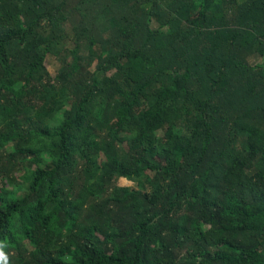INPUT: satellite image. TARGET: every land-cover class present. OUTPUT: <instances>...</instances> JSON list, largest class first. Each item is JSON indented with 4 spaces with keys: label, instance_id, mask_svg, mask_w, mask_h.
<instances>
[{
    "label": "trees",
    "instance_id": "1",
    "mask_svg": "<svg viewBox=\"0 0 264 264\" xmlns=\"http://www.w3.org/2000/svg\"><path fill=\"white\" fill-rule=\"evenodd\" d=\"M0 252L264 264V0H0Z\"/></svg>",
    "mask_w": 264,
    "mask_h": 264
},
{
    "label": "rangeland",
    "instance_id": "2",
    "mask_svg": "<svg viewBox=\"0 0 264 264\" xmlns=\"http://www.w3.org/2000/svg\"><path fill=\"white\" fill-rule=\"evenodd\" d=\"M263 60L259 59V58H256V56L253 58V61L252 63H256V62H262ZM47 65H48V68L49 70L52 72V75L53 76H56L58 74V71L61 67L60 65V62L58 61V59L53 55V54H49L48 57H47V61H46ZM97 62L95 64H93L91 67H90V70L91 71H96L97 70ZM14 149V147L11 145L8 147V149L6 151H2V154L1 156H7L8 152L12 151ZM102 160H104V157L102 158ZM23 175V171H16L15 173L12 174L13 178H17V179H21ZM16 181V179H13ZM116 183L119 185V186H126V187H130L132 190H138L140 189V187L138 186L137 183H134L130 180H128L127 178H121V179H118L116 181ZM13 185V182L11 183ZM13 187V186H11ZM23 192V191H22ZM19 194H22V193H19Z\"/></svg>",
    "mask_w": 264,
    "mask_h": 264
},
{
    "label": "clouds",
    "instance_id": "3",
    "mask_svg": "<svg viewBox=\"0 0 264 264\" xmlns=\"http://www.w3.org/2000/svg\"><path fill=\"white\" fill-rule=\"evenodd\" d=\"M0 259H5L6 260V257L4 256V253L0 252Z\"/></svg>",
    "mask_w": 264,
    "mask_h": 264
}]
</instances>
